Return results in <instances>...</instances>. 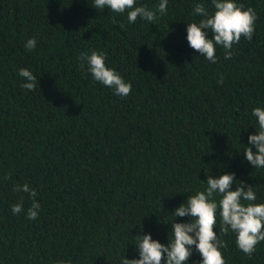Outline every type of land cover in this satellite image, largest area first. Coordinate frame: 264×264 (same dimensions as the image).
<instances>
[{"label": "trees", "instance_id": "trees-1", "mask_svg": "<svg viewBox=\"0 0 264 264\" xmlns=\"http://www.w3.org/2000/svg\"><path fill=\"white\" fill-rule=\"evenodd\" d=\"M0 264H264V0H0Z\"/></svg>", "mask_w": 264, "mask_h": 264}]
</instances>
